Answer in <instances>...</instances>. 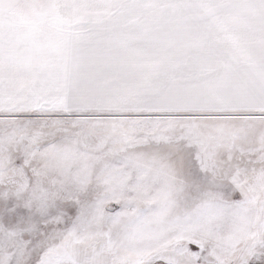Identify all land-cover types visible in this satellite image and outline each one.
<instances>
[{
    "label": "snow or ice",
    "instance_id": "1",
    "mask_svg": "<svg viewBox=\"0 0 264 264\" xmlns=\"http://www.w3.org/2000/svg\"><path fill=\"white\" fill-rule=\"evenodd\" d=\"M0 264H264V0H0Z\"/></svg>",
    "mask_w": 264,
    "mask_h": 264
}]
</instances>
